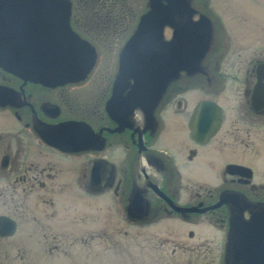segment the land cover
Here are the masks:
<instances>
[{
    "label": "flooded vegetation",
    "instance_id": "1",
    "mask_svg": "<svg viewBox=\"0 0 264 264\" xmlns=\"http://www.w3.org/2000/svg\"><path fill=\"white\" fill-rule=\"evenodd\" d=\"M220 1L65 0L68 27L90 50L86 73L50 85L0 68V264H80L79 248L99 236L102 196L143 231H178L157 225L172 218L207 224L185 239L151 231L141 264L251 257L233 232L253 220L259 237L264 224V20L245 1ZM163 64L173 72L156 94L139 91ZM201 102L218 112L205 113L197 138ZM84 203L90 231L75 215Z\"/></svg>",
    "mask_w": 264,
    "mask_h": 264
},
{
    "label": "water",
    "instance_id": "2",
    "mask_svg": "<svg viewBox=\"0 0 264 264\" xmlns=\"http://www.w3.org/2000/svg\"><path fill=\"white\" fill-rule=\"evenodd\" d=\"M66 17L65 0H0V68L30 81L50 85L80 79L91 64L90 50L84 41L71 32ZM172 72L173 69H166L165 64L161 69L152 70L139 78V91L141 85L147 83L156 94ZM198 109L201 114L195 123L197 138L210 121L205 113L218 112L212 102H201ZM91 180H99L94 169ZM172 207L179 213L206 210L177 205ZM253 223L250 220L235 227L233 234L237 240V250L239 254L251 256L245 264H264V224H260L258 237ZM242 240L248 241L251 248L238 245ZM254 249L258 250L260 256L258 262L252 260L256 255Z\"/></svg>",
    "mask_w": 264,
    "mask_h": 264
},
{
    "label": "rangeland",
    "instance_id": "3",
    "mask_svg": "<svg viewBox=\"0 0 264 264\" xmlns=\"http://www.w3.org/2000/svg\"><path fill=\"white\" fill-rule=\"evenodd\" d=\"M242 1H245L246 6L248 5L249 8L253 9L256 15H259V17L263 18L264 20V6L261 2H259V0ZM216 4L221 9V1L217 0ZM222 11H224V9H222ZM68 190L71 192L77 191L78 189H76L74 183H71ZM102 197L100 198V211L98 220L99 236L93 241L88 240L84 247L79 248V250L82 252L78 253L76 260L80 264H141L143 257L142 252H145V249L143 248L141 251L142 247L140 248V246L141 244L144 246L145 241L143 239L145 235H148L151 231H175L172 228L160 229L157 226L148 227L147 231H143L137 227L129 226L131 222H129L125 216L119 215L114 211V209H111V203L106 199V196L103 198ZM90 209V204L88 206L86 203L82 204L81 206L77 204L76 211L78 214H75L81 223L87 225V229L89 231L92 229V213ZM71 215L73 214L69 212V216ZM159 224L178 228V231L181 232H174L176 239H185L181 236L183 234L182 232H188L189 230H192L194 235L197 234V232H200L203 235L209 230L207 224L205 223L193 225L173 218L172 220L168 221H159L157 225ZM213 236L209 238L212 239V243L215 246V251L217 252L219 251V247H217L218 237L213 238ZM194 239L189 241H193ZM72 250L73 248L71 251ZM166 251L169 252L170 248H166ZM185 255L186 254H180L181 257H184Z\"/></svg>",
    "mask_w": 264,
    "mask_h": 264
}]
</instances>
